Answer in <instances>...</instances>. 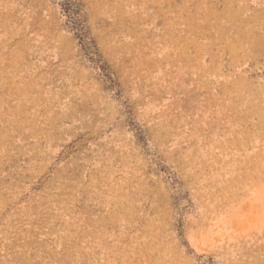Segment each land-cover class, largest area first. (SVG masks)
<instances>
[{
  "label": "rangeland",
  "instance_id": "1",
  "mask_svg": "<svg viewBox=\"0 0 264 264\" xmlns=\"http://www.w3.org/2000/svg\"><path fill=\"white\" fill-rule=\"evenodd\" d=\"M0 264H264V0H0Z\"/></svg>",
  "mask_w": 264,
  "mask_h": 264
}]
</instances>
